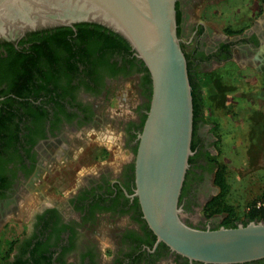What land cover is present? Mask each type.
<instances>
[{
	"label": "flooded vegetation",
	"instance_id": "1",
	"mask_svg": "<svg viewBox=\"0 0 264 264\" xmlns=\"http://www.w3.org/2000/svg\"><path fill=\"white\" fill-rule=\"evenodd\" d=\"M195 1L177 0L179 37L191 71H209L230 60L254 69L264 62V22L235 38L217 37L202 22H189ZM98 25L80 21L0 39V227L19 213L34 186L66 176L52 168L78 157L88 131L102 133L120 123L121 150L129 151L118 168L100 166L76 178L77 170L67 191L47 200L41 196L31 201V209L27 203L29 222L5 264H204L158 241L144 218L135 194V156L152 80L130 45L110 47L102 37L112 30ZM128 80L137 102L132 113H117L110 102L115 87ZM206 127L197 113L193 161L179 196L182 213L207 205L221 191L218 167L205 156L213 140ZM192 219L183 218L197 228L222 226L216 215L204 223Z\"/></svg>",
	"mask_w": 264,
	"mask_h": 264
},
{
	"label": "water",
	"instance_id": "2",
	"mask_svg": "<svg viewBox=\"0 0 264 264\" xmlns=\"http://www.w3.org/2000/svg\"><path fill=\"white\" fill-rule=\"evenodd\" d=\"M177 0H0V39L75 22L123 37L143 61L152 93L135 156V194L144 218L172 251L204 264L264 258V220L197 228L182 218L179 196L189 167L193 97L177 30Z\"/></svg>",
	"mask_w": 264,
	"mask_h": 264
},
{
	"label": "rangeland",
	"instance_id": "3",
	"mask_svg": "<svg viewBox=\"0 0 264 264\" xmlns=\"http://www.w3.org/2000/svg\"><path fill=\"white\" fill-rule=\"evenodd\" d=\"M189 22H202L217 37L235 38L244 29L254 27L256 22H264V0H198L190 4ZM235 63L234 80L226 77L227 82L221 84L226 89L223 103L207 102L202 120L213 137L209 143L211 151L205 152V156L215 167L222 168L228 185L223 201L233 207L235 216L241 221L246 217L248 205L258 200L264 191V62L257 64L255 69L244 66L241 61ZM136 102V87L128 80L115 87L110 107L117 113L130 114ZM116 125L120 123L106 126L108 130L102 133L88 131L86 143L81 145L78 157L52 168L55 171L63 169L66 176H54L49 178L51 184L44 182L34 186L31 197L23 203L19 213L16 216L13 214L0 227V264L9 261L14 241L27 227L29 216L23 208L25 205L29 204L28 209H31V201L36 202L41 196L45 200L57 197L71 187L70 180L73 181L86 170H95L100 166L113 170L129 156V151L121 150L119 138L122 129ZM77 170L79 172L75 178ZM205 208L206 205L196 207L191 214L184 212L182 216H191L195 223H204L214 215L223 220V212H212L213 208ZM102 241L109 253L108 241Z\"/></svg>",
	"mask_w": 264,
	"mask_h": 264
},
{
	"label": "trees",
	"instance_id": "4",
	"mask_svg": "<svg viewBox=\"0 0 264 264\" xmlns=\"http://www.w3.org/2000/svg\"><path fill=\"white\" fill-rule=\"evenodd\" d=\"M177 9V3H176ZM177 30L179 34V20L180 15L177 11ZM102 27L101 25H98ZM107 30V29H106ZM105 43H108L110 47L112 45L122 46L124 48H128V42L118 35L117 33L110 31V34L102 37ZM183 47V45H182ZM185 55L188 61V73L189 79L192 86V97H193V124L195 122V118L197 113H201L203 116L204 107L206 103L210 100L214 101L216 104L221 105L223 103V96L225 95V87L221 86L223 81H226V77L229 79L232 78L234 80V73L236 68V63L234 60H230L225 62L223 67H218L212 71H204L203 69H196L194 72L191 71L190 61L188 58V54L186 51ZM143 62V61H142ZM147 70V68H146ZM225 78V80H223ZM227 82V81H226ZM191 148L194 150V143L191 142ZM193 161L192 157H189V163ZM216 174V182L219 185L221 191L218 195L212 198L206 205V208H213L212 212H223L224 217L221 225L225 227H235L239 222L247 224L251 220H264V191L259 199H261L260 204H258V200L252 201L248 205V209L246 211L245 219L238 221V217L235 216L233 207L229 204H226L223 199L226 191L228 190V185L225 181L223 171L221 167L217 168ZM218 228V227H217ZM11 264H16V262H12ZM248 264H264V258L259 259L257 261L248 263Z\"/></svg>",
	"mask_w": 264,
	"mask_h": 264
},
{
	"label": "built area",
	"instance_id": "5",
	"mask_svg": "<svg viewBox=\"0 0 264 264\" xmlns=\"http://www.w3.org/2000/svg\"><path fill=\"white\" fill-rule=\"evenodd\" d=\"M258 204H260V202H258Z\"/></svg>",
	"mask_w": 264,
	"mask_h": 264
}]
</instances>
